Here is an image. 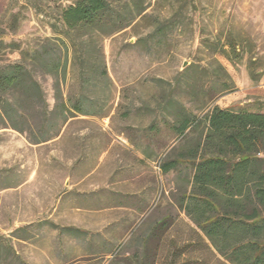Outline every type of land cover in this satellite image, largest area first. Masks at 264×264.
Here are the masks:
<instances>
[{
	"label": "rangeland",
	"instance_id": "1",
	"mask_svg": "<svg viewBox=\"0 0 264 264\" xmlns=\"http://www.w3.org/2000/svg\"><path fill=\"white\" fill-rule=\"evenodd\" d=\"M75 1L0 0V66L57 37ZM149 2L103 39L110 82L84 89L98 115L74 114L41 144L0 125V264H227L177 206L181 175L163 174L158 156L181 142L172 98L199 116L214 105L264 113V0ZM73 61L62 91L76 102ZM39 79L54 106V79Z\"/></svg>",
	"mask_w": 264,
	"mask_h": 264
},
{
	"label": "trees",
	"instance_id": "2",
	"mask_svg": "<svg viewBox=\"0 0 264 264\" xmlns=\"http://www.w3.org/2000/svg\"><path fill=\"white\" fill-rule=\"evenodd\" d=\"M149 6V0H76L63 7L57 37L0 66V125L41 144L60 137L74 114L98 115L86 109L84 89L99 78L110 82L103 39L130 27ZM69 53L78 68L76 102L62 91ZM39 76L54 79L52 107ZM167 109L181 142H167L158 159L163 174L181 175L177 206L227 264H264V113L214 105L199 116L174 98ZM193 246L197 242L180 245V255Z\"/></svg>",
	"mask_w": 264,
	"mask_h": 264
},
{
	"label": "crops",
	"instance_id": "3",
	"mask_svg": "<svg viewBox=\"0 0 264 264\" xmlns=\"http://www.w3.org/2000/svg\"><path fill=\"white\" fill-rule=\"evenodd\" d=\"M161 171V170H160Z\"/></svg>",
	"mask_w": 264,
	"mask_h": 264
}]
</instances>
